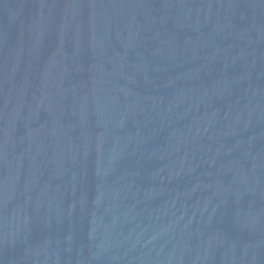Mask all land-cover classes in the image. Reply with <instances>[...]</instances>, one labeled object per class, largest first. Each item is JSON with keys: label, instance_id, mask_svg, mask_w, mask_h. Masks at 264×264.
Masks as SVG:
<instances>
[{"label": "water", "instance_id": "obj_1", "mask_svg": "<svg viewBox=\"0 0 264 264\" xmlns=\"http://www.w3.org/2000/svg\"><path fill=\"white\" fill-rule=\"evenodd\" d=\"M0 264H264V0H0Z\"/></svg>", "mask_w": 264, "mask_h": 264}]
</instances>
